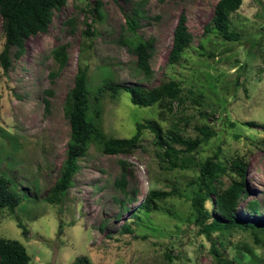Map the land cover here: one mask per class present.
I'll list each match as a JSON object with an SVG mask.
<instances>
[{"label": "rangeland", "instance_id": "374dc122", "mask_svg": "<svg viewBox=\"0 0 264 264\" xmlns=\"http://www.w3.org/2000/svg\"><path fill=\"white\" fill-rule=\"evenodd\" d=\"M96 1L69 0L55 9L48 30L29 37L20 57L14 56L15 47L11 49L12 64L7 72L0 63V175L9 178L11 188L21 195L16 215L28 230L26 238L15 215L5 209L0 211V237L23 243L31 256L29 264H73L82 257L88 264H223L211 254L207 237L190 222L192 208L186 196L158 200L159 209L140 211L141 219L131 215L150 190L178 188L185 195L189 182L198 175L192 169L164 168L149 130L143 131L141 147L133 154L108 155L92 145L79 159L80 169L63 202L50 204L44 199L66 157L70 124L65 102L74 85L85 22L93 19L76 5L86 8L89 3L92 8ZM100 1L104 17L94 22L98 33L93 48L83 53L90 66L92 100L97 99L107 75L120 87L151 88L167 78L178 81L185 92L193 90L195 100L186 102L190 119L184 124V134L196 137L199 132L194 126L205 124L216 135L189 156L197 160L219 152L223 160L244 157L250 195L241 200V213L264 217V0H244L231 15V28L242 35L238 41L205 32L218 0ZM141 1L145 2L141 6L144 16L138 33L154 40L150 79L137 70L136 56L119 41L126 31V15ZM181 14L186 16L193 41L180 61L170 64L168 53ZM69 18L74 32L66 22ZM4 43L0 16V52ZM62 44L68 45V62L51 78L58 67L51 52ZM93 107L100 110L104 132L118 138L132 136L139 121H154L165 133L176 121L165 105H134L125 90L116 98L103 96ZM249 121L258 124L248 126L245 122ZM121 161H126L125 191L117 185L124 171ZM224 180L229 182L228 177ZM254 198L261 202L260 215L245 208ZM210 207L217 215L214 206ZM124 223L133 231L122 233ZM216 236L213 233L212 238L217 240ZM220 240L218 250L232 264L264 262V231L259 232L258 241L250 230L241 229Z\"/></svg>", "mask_w": 264, "mask_h": 264}, {"label": "trees", "instance_id": "16d2710c", "mask_svg": "<svg viewBox=\"0 0 264 264\" xmlns=\"http://www.w3.org/2000/svg\"><path fill=\"white\" fill-rule=\"evenodd\" d=\"M69 0H0V16L2 18V29L5 43L0 52V63L4 72L11 67V49L16 48L14 56L20 57L26 46V40L40 32H46L52 21L53 11L60 9ZM78 1V0H74ZM128 1V0H127ZM244 0H218L210 23L205 26V32H216L226 41H238L242 38L240 32L231 28V15L238 11ZM144 1L138 3L131 14H127L125 33L120 37V42L128 47L129 51L136 56L137 70L144 78L150 79L153 70L150 58L154 48L153 39H144L138 33L139 21L144 16L141 6ZM76 7L92 15V22L86 24L81 41L80 60L74 78V85L67 94L65 102V116L70 124V138L67 142L66 157L60 167V175L55 184L49 189L44 199L50 204H60L72 186V177L79 171V159L87 154L92 145L97 146L103 153L108 155L133 154L141 147V137L144 130L151 131L155 136L154 144L159 149L158 157L162 166L169 170H196L198 175L189 182L188 194H182L178 188L170 191L152 189L143 201L137 206V212L131 215L141 219L140 211L151 212L159 209L158 200L170 196H186L190 200L191 213L190 222L203 233L210 241V252L214 258L223 264H232L224 259L218 250V244H222V237L234 229L250 230L255 238L259 240V232L264 231V217L250 218L242 215L241 200L250 195L246 186V174L248 163L242 156L223 160L219 152L209 155L204 159L190 157L193 152H198L216 135L208 125H195L199 132L196 137L184 134V124L190 117L186 114L188 99L195 100V92H185L180 83L173 79H162L154 87L141 86L120 87L114 85L112 75L105 76V80L99 86L97 99L109 95L116 98L118 93L125 90L130 93L131 102L140 107H151L156 104L165 105L172 111L176 121L165 133L162 127L154 121H143L136 123L135 133L127 138H118L107 135L100 125V104L94 108L96 100H92L88 88L89 63L86 62L84 52L93 48L92 40L98 31L94 22L104 17L102 1L97 0L94 7ZM186 16L181 14L173 33V41L168 53V63L175 64L180 61L183 52L193 41V35L188 30ZM67 24H72L75 31L73 19L69 18ZM260 41L259 45H261ZM53 60L58 64L57 70L50 73L51 78L56 77L68 62V45L62 44L52 49ZM247 91V89H246ZM51 94L50 90H47ZM199 96V95H198ZM46 105L49 101L46 100ZM204 115H207L206 113ZM248 126H255L254 121L245 122ZM234 125V124H233ZM264 128V125H262ZM124 167L121 178L117 185L125 191L128 180L126 176V161H121ZM231 173L234 174L231 175ZM228 177L229 182L224 180ZM22 197L11 188V181L4 175H0V211L8 210L15 215L17 226L22 229V234L27 238L28 230L16 215L17 207L21 204ZM218 213L214 216L213 209ZM245 208L250 212L260 215L261 202L258 198L248 200ZM127 210V208L125 209ZM135 210V211H136ZM169 214L174 215L172 211ZM121 212L118 214L121 217ZM62 224L59 225L61 231ZM129 223H124L122 233L132 232ZM217 233L216 238H212ZM172 260L170 254H166ZM31 256L26 246L18 240L0 237V264H29ZM73 264H88L84 257L77 259ZM261 264H264L261 263Z\"/></svg>", "mask_w": 264, "mask_h": 264}]
</instances>
